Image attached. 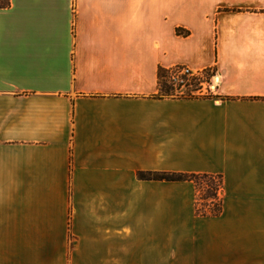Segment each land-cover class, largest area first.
Masks as SVG:
<instances>
[{"label": "crops", "instance_id": "obj_1", "mask_svg": "<svg viewBox=\"0 0 264 264\" xmlns=\"http://www.w3.org/2000/svg\"><path fill=\"white\" fill-rule=\"evenodd\" d=\"M9 2L0 264H166L169 236L215 222L264 264V0ZM176 65L214 69L216 97L159 98ZM168 172L221 175L222 215Z\"/></svg>", "mask_w": 264, "mask_h": 264}, {"label": "trees", "instance_id": "obj_2", "mask_svg": "<svg viewBox=\"0 0 264 264\" xmlns=\"http://www.w3.org/2000/svg\"><path fill=\"white\" fill-rule=\"evenodd\" d=\"M10 0H0V8L9 6ZM184 66L176 65L170 68L159 67L157 71V84L159 98L171 99H204L214 98L215 94H203L199 82L195 78H187L181 76L182 82H174L172 73L180 72ZM202 72L210 78L215 74V70L211 68L204 69ZM150 175L139 174L140 178H147ZM156 180H165L168 182L189 181L195 186L198 193L201 194L199 201L195 203V215L200 217H218L223 212V200L220 192L223 188V180L221 175L215 174H186V173H161L151 176ZM204 202V203H200Z\"/></svg>", "mask_w": 264, "mask_h": 264}, {"label": "rangeland", "instance_id": "obj_3", "mask_svg": "<svg viewBox=\"0 0 264 264\" xmlns=\"http://www.w3.org/2000/svg\"><path fill=\"white\" fill-rule=\"evenodd\" d=\"M209 91L214 94L213 89L209 88ZM195 196L196 201H199L201 194L196 191ZM220 197L222 198V190ZM220 216L208 218H219ZM204 228L203 231L194 229L181 231L183 232H180L181 235L169 236L168 262L166 264H246L239 260L241 238L239 230L225 229L224 225L219 222H215L209 228L206 226ZM184 232L185 236H183ZM202 232L205 237L202 236ZM203 241L208 245L203 247ZM248 264L257 263L250 262Z\"/></svg>", "mask_w": 264, "mask_h": 264}, {"label": "built area", "instance_id": "obj_4", "mask_svg": "<svg viewBox=\"0 0 264 264\" xmlns=\"http://www.w3.org/2000/svg\"><path fill=\"white\" fill-rule=\"evenodd\" d=\"M204 70V69H203ZM201 71H192L187 67H184L178 73H172V80L174 82H182L181 76H187V78H195L199 82V86L201 87V91L203 94L209 93V88L214 90V86L212 83V79L215 76L212 75L210 78H207V74ZM211 93V92H210Z\"/></svg>", "mask_w": 264, "mask_h": 264}]
</instances>
